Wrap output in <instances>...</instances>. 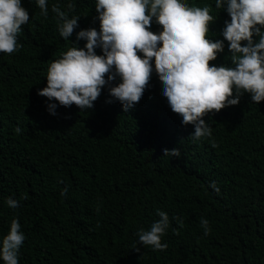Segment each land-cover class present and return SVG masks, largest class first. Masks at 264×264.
I'll use <instances>...</instances> for the list:
<instances>
[{
	"label": "trees",
	"instance_id": "16d2710c",
	"mask_svg": "<svg viewBox=\"0 0 264 264\" xmlns=\"http://www.w3.org/2000/svg\"><path fill=\"white\" fill-rule=\"evenodd\" d=\"M69 2L48 0L45 18L36 0H21L30 17L17 37L23 47L0 52V240L15 218L25 236L19 264H264V101L243 93L238 105L208 113L211 137L196 140L194 127L182 125L162 95L154 65L127 112L109 95L119 77L91 109L38 95L49 64L72 44L84 47L76 33L99 31L96 0H71L77 27L61 38L51 6L66 10ZM186 2L211 6L216 20L207 38L223 40L227 12L215 0ZM149 30L162 28L153 19ZM224 43L210 64L232 66ZM49 104H56L55 115ZM173 148L179 157L164 155ZM8 198L19 206L9 208ZM158 209L170 221L163 251L137 235L159 220ZM201 218L209 221L208 235Z\"/></svg>",
	"mask_w": 264,
	"mask_h": 264
},
{
	"label": "clouds",
	"instance_id": "9594fccd",
	"mask_svg": "<svg viewBox=\"0 0 264 264\" xmlns=\"http://www.w3.org/2000/svg\"><path fill=\"white\" fill-rule=\"evenodd\" d=\"M36 4L40 15L47 18L48 0H36ZM75 7L71 0L66 10L57 3L51 6L59 35L66 40L77 27L79 16L70 15ZM215 8H223L230 17L221 32L223 40L207 38L209 25L216 20L210 5L190 6L186 0H96L99 31L89 28L76 33L77 41H86L84 47L72 44L61 58L52 61L46 87L37 94L65 107L91 109L101 89L119 77L109 95L127 112L143 96L154 65L163 85L162 95L172 112L182 117V125L194 127L193 139L211 137L205 115L238 105L243 93L250 94L253 103L264 101V0H215ZM29 18L21 0H0V52L11 55L23 47L17 37ZM153 19L162 28L158 33L149 30ZM225 41L232 66L210 64L224 51ZM97 47L101 55L96 54ZM55 108L56 104L48 105L53 115ZM168 154L179 157L180 151L165 149L164 155ZM210 187L219 193L215 182ZM67 192L65 187L60 194L66 196ZM7 205L17 208L19 203L8 198ZM156 214L159 220L148 230L139 229L137 235L142 245L163 251L167 244L161 238L170 221L166 212L158 209ZM173 219L182 226V221ZM200 226L205 235L210 233L207 219L201 218ZM20 229L18 219L13 218L0 240L3 264H19L25 240Z\"/></svg>",
	"mask_w": 264,
	"mask_h": 264
}]
</instances>
